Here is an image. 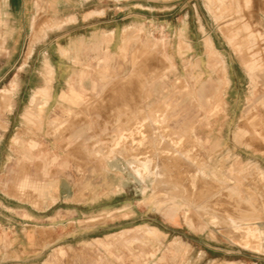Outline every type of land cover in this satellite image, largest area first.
<instances>
[{
	"label": "rangeland",
	"instance_id": "1",
	"mask_svg": "<svg viewBox=\"0 0 264 264\" xmlns=\"http://www.w3.org/2000/svg\"><path fill=\"white\" fill-rule=\"evenodd\" d=\"M82 2L94 19L64 27L69 21L39 14L33 28L42 37L33 45L32 27L21 35L0 13V96L8 93L0 103V219L47 217L35 225L43 226L38 236L51 242L42 258L21 264H264V39L252 52L259 53L261 67L253 90L241 55L225 39L231 22L218 20L205 0ZM256 16L259 26L250 30L264 36V14ZM133 28L124 47L123 30ZM208 37L224 64L209 56ZM48 59L65 67L68 81L77 75L88 106L53 95L40 130H29L22 114ZM157 115H163L157 131L181 139L180 150L190 151L205 178L192 181L169 163L177 158L167 157L162 180H155L148 155L149 173L139 179L129 163L149 143L144 146L136 133L125 156L106 159L117 131L144 123L151 135ZM55 118L66 121L58 140L48 129ZM150 145L146 149L153 150L144 153L154 152ZM24 177L45 180L50 190L19 191ZM242 212L255 214L248 223L258 231L251 240L256 249L245 248L228 226L227 218Z\"/></svg>",
	"mask_w": 264,
	"mask_h": 264
},
{
	"label": "crops",
	"instance_id": "2",
	"mask_svg": "<svg viewBox=\"0 0 264 264\" xmlns=\"http://www.w3.org/2000/svg\"><path fill=\"white\" fill-rule=\"evenodd\" d=\"M82 3H84L82 0H0V13L3 15V18L15 22V26L21 29V35L25 28L30 29V27H32L33 38L31 45H33L42 37V33L35 31L33 28L34 18L36 16L44 13L50 20L61 19L69 21L64 27H74L78 21H81V19L86 22L95 17L89 16L91 13L94 14V11L90 9L82 10ZM39 10H44V12H39ZM82 14L84 17H82ZM136 30V28L123 30L122 44L124 47L131 39H133ZM114 33L115 30L112 29L110 36L113 37L115 35ZM31 47L27 53L28 57L31 54ZM221 62L224 64L223 57ZM64 69L65 67H62L56 62L54 63V61H51L50 59L44 60L42 80L40 81L41 86L31 92L27 106L22 114V119L27 126H29V130H40V125L43 123V110L49 100L52 99L53 95L57 97L59 102H66L74 106H88V103H85L82 100L81 94L77 90L76 85L78 84L75 81L77 75L74 74L68 81V73L64 71ZM66 80L68 81L67 83ZM65 84L66 89L62 90L60 86H64ZM11 85L13 92L15 82H12ZM121 91L123 93L125 90ZM84 110L85 112L87 111L85 108ZM62 113L67 116L71 114L70 110H66ZM155 120L156 119L152 121V124L155 123ZM65 123L66 121H59L57 118L48 123L49 132L56 140L62 137L60 125ZM127 132L129 131H117V134L112 140L113 144L111 152L106 156L107 160H111L116 156L123 157L127 154L125 144L128 140L124 139V134ZM15 140L21 142V144L23 142L20 136H17ZM29 147L32 152H34L36 142H31ZM95 153L97 154L99 151ZM50 187V184H47L45 180L43 182H36L31 181L28 177H24L18 184L19 191L32 190L38 191L39 193L41 192L42 194L44 191H49ZM42 213L44 212H41V214ZM25 216L27 218L23 221L21 220V223H17L11 219H5L4 221L0 219V264H21L30 262L42 258L44 253L48 250L51 242L47 239V236L46 238H42L37 234L39 231L38 229H43V226L35 225V223L43 224L48 218L44 217L45 220L43 218L38 219L37 215H29L28 213H26ZM58 241L59 240H53L52 242L55 243ZM43 260L44 259L41 261L43 262Z\"/></svg>",
	"mask_w": 264,
	"mask_h": 264
},
{
	"label": "bare ground",
	"instance_id": "3",
	"mask_svg": "<svg viewBox=\"0 0 264 264\" xmlns=\"http://www.w3.org/2000/svg\"><path fill=\"white\" fill-rule=\"evenodd\" d=\"M205 4L208 6L210 12L218 13V17L216 16L218 18V20L219 19L223 20V19L227 18L231 22V28H230L231 34L226 32V38L225 39H227V42L234 47V49L239 53V55H241L240 57L242 58L243 65L247 71V75L249 78L250 88L254 90L257 86V84H256V82H257L256 73L261 70L260 69L261 67L259 65H257L259 62V61H257V57H258L259 53L257 52V53L252 54V52L256 48L257 41L258 40L263 41L264 36H262L260 34L261 32L260 33H254L255 31H258V30H255V31L253 30V32H252V30H250V29L252 27L254 28V27L259 26L258 17L256 15L259 12L264 14V0H205ZM242 7L243 8L245 7L249 10L251 9V11H248V13L246 15L243 13L244 12L243 11L242 12L243 14H242L241 13ZM224 35H225V33H224ZM205 46L209 51V56L216 57V58H219V60H222V57L218 54V52L215 51V49L213 47V43L209 39V37L205 39ZM248 53H251V55L248 58H245V55ZM161 71H164V70L161 69ZM222 72L224 74L223 69H222ZM7 96H8V93L1 91L0 103H4V102L6 103L5 100H8V99H6ZM200 96H201V94H200ZM261 105L264 107V98L261 99ZM161 117L163 118V115H157L156 116L157 119L155 120V123H153V124L151 123V125L153 127L151 129L153 132L151 135H147L148 131L144 130V128H145L144 123L137 124L135 129L128 130L129 132L124 134V139L125 140L126 139L131 140V142H134L135 138L134 139L132 138L134 133L139 134V136L141 137L140 138L141 143L142 144L144 143V146H146L148 143L149 144L152 143V145H150V147L152 146V148L155 149L154 152H152V153L150 152V154H148L149 151L153 150V149L152 150L146 149V147L149 145L148 144L144 149L148 152L144 153V150L142 151L143 157L140 156L141 155L140 153H139V155L136 156V154H135L136 152L135 153L133 152V154H135L136 157H134L132 162L129 163V168L131 169V171L139 179H145V177L147 176V172L149 173V168H150V164H151L150 160L148 159L151 157H149L148 155H151L155 161L153 172H152V175L154 176L155 180H162L161 178H162L163 169L161 167L164 165L162 163L169 162V161L163 162V160L167 157H169L170 159L171 158L172 159L177 158L178 160L177 161L175 160L174 161L175 163H173V162L172 163L169 162V163L172 164L173 166H176L178 169H180L181 173L184 172L186 174L191 175L192 181L199 178V176H200V178H202V177L205 178V175H203V172L200 169V165H196L194 162V159H189L188 154L190 151L187 149L186 150H180L181 141H182L181 139L179 140V139L173 138L169 135H166L164 133V131H163V133L162 132L159 133V131H157L158 128H155V126L158 127V126H160L161 122H163V119ZM240 137H241V134L235 135V138L240 139ZM146 142H147V144L145 145ZM165 145L168 147L167 148L163 147ZM158 146L160 147V149ZM161 147H162V150H161ZM138 148L139 147H137L136 149L138 150ZM137 150H134V151H137ZM140 151H141V149H140ZM159 154L162 156V158L159 156ZM138 156H140V157H138ZM158 158H161V160L157 162L156 160H158ZM179 159L182 160L183 162H188V163L190 162L189 166L186 167V166H183L184 163L183 164L178 163ZM161 164H162V166H161ZM191 165H195V167H193L194 169L192 168L193 170H190ZM182 175H183V173H182ZM182 175H181V177L188 176V175H186V176H182ZM164 176H166V175H164ZM175 177H178V176H175ZM165 179H167V178H165ZM168 180L169 179H167V181H166L167 183H168ZM170 181H171V185H172L173 180H170ZM189 185H192L193 188L191 187V189H194L193 183H191ZM230 190H231V192H234V193L236 191L235 188H233V189L231 188ZM234 193H232L233 196L235 195ZM232 195L230 194V197H232ZM248 208H250V207L248 206ZM253 213H249V212L243 213L242 212V213H239V215H237V216H234V217L232 216V217L227 218V221L229 223L228 226L232 230L233 234L236 235L235 236L236 239L238 241H240V243L245 248H248V249H256V247L254 246V244L251 240H253V239L256 240L257 235H258L257 229L252 227L248 223L249 221L253 220L252 217H254V215H255V214L252 215ZM237 214H238V212H237ZM254 219H256V218H254ZM214 220H215V217L212 220V223H214ZM215 222H216V220H215ZM224 225L226 226V224H224ZM226 232H227V230H226Z\"/></svg>",
	"mask_w": 264,
	"mask_h": 264
}]
</instances>
